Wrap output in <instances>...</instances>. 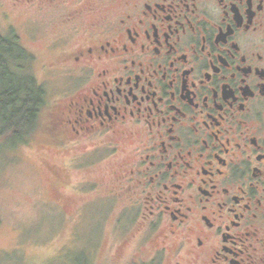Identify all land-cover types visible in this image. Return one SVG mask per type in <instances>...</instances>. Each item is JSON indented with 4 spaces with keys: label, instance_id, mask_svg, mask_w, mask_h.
<instances>
[{
    "label": "flooded vegetation",
    "instance_id": "1",
    "mask_svg": "<svg viewBox=\"0 0 264 264\" xmlns=\"http://www.w3.org/2000/svg\"><path fill=\"white\" fill-rule=\"evenodd\" d=\"M11 5L62 12L40 131L77 172L104 166L80 188L113 186L152 263L264 264V0Z\"/></svg>",
    "mask_w": 264,
    "mask_h": 264
},
{
    "label": "rangeland",
    "instance_id": "2",
    "mask_svg": "<svg viewBox=\"0 0 264 264\" xmlns=\"http://www.w3.org/2000/svg\"><path fill=\"white\" fill-rule=\"evenodd\" d=\"M60 14L0 0V35H15L35 56L23 71L44 90L40 117L24 138L0 136V264H174L172 254L152 263L149 232L140 228L134 213L122 210L108 181L82 189L81 181L94 182L104 166L77 172L70 166V149L56 146L40 131L61 84L52 73L60 52L52 47Z\"/></svg>",
    "mask_w": 264,
    "mask_h": 264
},
{
    "label": "trees",
    "instance_id": "3",
    "mask_svg": "<svg viewBox=\"0 0 264 264\" xmlns=\"http://www.w3.org/2000/svg\"><path fill=\"white\" fill-rule=\"evenodd\" d=\"M31 58L15 35H0V136L9 133V141H21L33 128L43 103V88L23 71Z\"/></svg>",
    "mask_w": 264,
    "mask_h": 264
}]
</instances>
